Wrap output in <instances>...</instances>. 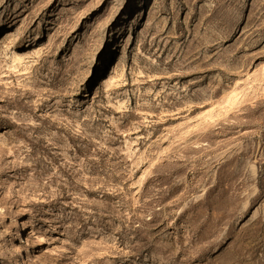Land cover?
Segmentation results:
<instances>
[{"label":"rangeland","instance_id":"374dc122","mask_svg":"<svg viewBox=\"0 0 264 264\" xmlns=\"http://www.w3.org/2000/svg\"><path fill=\"white\" fill-rule=\"evenodd\" d=\"M0 264H264V0H0Z\"/></svg>","mask_w":264,"mask_h":264},{"label":"bare ground","instance_id":"6f19581e","mask_svg":"<svg viewBox=\"0 0 264 264\" xmlns=\"http://www.w3.org/2000/svg\"><path fill=\"white\" fill-rule=\"evenodd\" d=\"M138 90H139V89H138ZM23 225H24V226H27V222H24ZM25 241L29 242L30 245L33 244L32 241L29 239V237H28L27 240H25ZM45 241H46L45 237H44L43 235H39V241H38L37 243H38V244H41V243H43V242H45ZM21 249H22V247H20L17 251L20 252ZM35 257L38 258V257H40V255H39V254H36Z\"/></svg>","mask_w":264,"mask_h":264}]
</instances>
